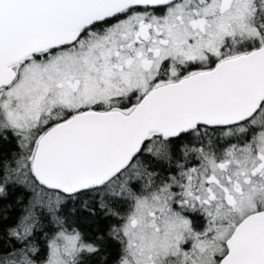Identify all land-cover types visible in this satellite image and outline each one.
<instances>
[{
    "label": "snow or ice",
    "instance_id": "obj_1",
    "mask_svg": "<svg viewBox=\"0 0 264 264\" xmlns=\"http://www.w3.org/2000/svg\"><path fill=\"white\" fill-rule=\"evenodd\" d=\"M0 264H264V0H0Z\"/></svg>",
    "mask_w": 264,
    "mask_h": 264
}]
</instances>
